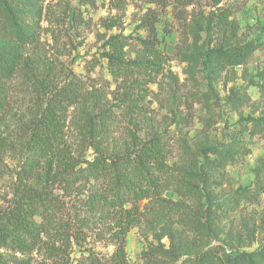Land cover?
Returning <instances> with one entry per match:
<instances>
[{
	"label": "rangeland",
	"instance_id": "rangeland-1",
	"mask_svg": "<svg viewBox=\"0 0 264 264\" xmlns=\"http://www.w3.org/2000/svg\"><path fill=\"white\" fill-rule=\"evenodd\" d=\"M22 1L26 7L10 11L4 24L7 28L27 25L35 29L36 38L23 48L22 66L8 81L10 107L0 125V211L12 206L19 173L29 167L32 127L50 91L78 82L81 99L69 109L66 126L67 148L75 165L72 173L97 155L112 162L153 137L163 140L169 153L170 170L163 177L166 206L155 209L147 206L148 200L139 203L144 216L126 237L129 264H184L188 255H179L181 242L192 257L217 246L231 255L263 246L264 123L252 134L247 124L251 129L254 122L250 121L264 117V100L252 84L264 65V0L222 1L219 6L232 13L234 31L209 28V14L215 10L209 7V0L164 10L159 29L167 58L165 73L145 86L148 94L142 111L129 118L122 116L117 103L123 92L118 87L130 82L117 81L111 75L104 57L105 43L115 35L128 37L133 45L139 43L138 38L145 36L139 21L149 5L130 0L119 11L113 0ZM115 18L119 26L109 28ZM0 32L4 34L1 23ZM1 33L3 48L9 38ZM250 43L257 49L243 66L213 71L206 63L208 51L234 50ZM127 57H135L134 48ZM100 123L105 130L94 135ZM95 143L101 147L100 154ZM227 146L237 151L236 157L212 171L206 184L190 177L201 170L211 149ZM46 169L41 162L29 173L28 183L49 189L58 206L46 219L39 218L44 231L35 250L2 249V261L111 264L117 246L115 222L108 208L88 205L111 186L94 178L71 181L69 176L70 184L57 177L47 179ZM56 171L54 168V174ZM209 201L215 203L217 214L210 220L204 214ZM218 204L223 210L217 209ZM197 222L213 223L216 231L200 235Z\"/></svg>",
	"mask_w": 264,
	"mask_h": 264
},
{
	"label": "trees",
	"instance_id": "trees-1",
	"mask_svg": "<svg viewBox=\"0 0 264 264\" xmlns=\"http://www.w3.org/2000/svg\"><path fill=\"white\" fill-rule=\"evenodd\" d=\"M0 0V23L4 30V38H9V44L0 48V125L5 121L10 107L8 81L20 70L23 63V48L36 38L35 29L27 25L7 28L4 23L9 21V12L26 7V2L18 0L16 4ZM15 1V0H13ZM130 0H113L114 9L122 11ZM149 5L148 10L140 19L139 30L145 32L143 38H138L139 43L133 45L129 38L123 35L111 36L105 43L107 50L104 57L108 60V69L115 80L126 83L118 87L123 90L118 98L117 107L126 118L135 113L140 114L142 103L147 98L148 90L145 86L156 83V78L164 74L167 62L164 51V38L161 37L159 24L161 14L169 7L176 9L180 6H190L195 0H141ZM223 0H209L212 10L209 14L208 25L211 30L221 28L234 31L235 21L231 19L232 13L222 9L219 5ZM16 8V9H14ZM158 8H162L161 11ZM216 11H220L216 14ZM42 11L36 13L39 18ZM119 22L113 19L109 28L118 27ZM7 36V37H6ZM134 48L135 57L128 58L127 52ZM257 47L250 43L234 50H211L207 52L206 63L213 71L224 70L227 67L243 66ZM78 82L69 83L61 89L50 91L46 106L39 119L34 123L29 143L33 155L29 167L19 173V183L15 191L13 204L6 211H0V250L11 248L16 252L28 253L35 250L44 231V222L47 214L58 205L55 196L47 188H35L28 183L29 173L41 162L46 165V177L60 178L70 184L72 180L94 178L104 180L109 184V189L99 198L89 202L91 209L98 205L108 208V214L115 222L117 230L113 233L116 248L112 255L111 264H129L126 252V237L132 227L138 226L144 213L139 211V203L148 200L147 206L153 208L166 206L163 198L165 192L164 175L169 173V153L165 142L159 137L138 146L136 150L125 156H120L112 162L103 160L97 155L87 166L72 173L74 163L66 143V126L69 109L77 104L80 99ZM264 100V65L252 80ZM253 127L247 130L254 132V128L264 123V117L252 120ZM249 123V122H248ZM137 124V123H135ZM93 131L99 135L105 130L103 123ZM94 130V128H93ZM95 150L100 154L101 147L95 143ZM210 154L213 157L210 158ZM237 151L233 147L214 148L206 156L207 161L201 164V170L190 173V177L206 184L211 178V172L221 169L228 158H235ZM56 168L54 174L53 170ZM56 178V179H57ZM59 179V180H60ZM244 190V189H242ZM248 196V194L246 195ZM98 204V205H97ZM129 205V207H128ZM218 210H223L218 204ZM208 220L217 217L215 203L209 201L204 213ZM197 222L196 230L200 235L211 234L216 231L215 225ZM179 255L187 254L184 264H264V245L251 253L228 254L222 246H217L211 252H196L192 257L191 251L183 242L180 243ZM222 250V252H220ZM0 264H5L0 255ZM25 264V263H21Z\"/></svg>",
	"mask_w": 264,
	"mask_h": 264
}]
</instances>
